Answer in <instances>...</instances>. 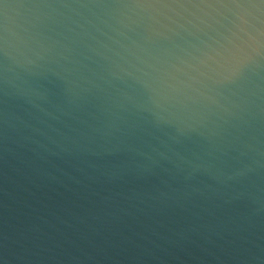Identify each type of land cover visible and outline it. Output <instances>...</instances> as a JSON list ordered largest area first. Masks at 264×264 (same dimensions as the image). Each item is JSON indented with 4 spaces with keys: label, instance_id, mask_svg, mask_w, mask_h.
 Returning <instances> with one entry per match:
<instances>
[{
    "label": "water",
    "instance_id": "1",
    "mask_svg": "<svg viewBox=\"0 0 264 264\" xmlns=\"http://www.w3.org/2000/svg\"><path fill=\"white\" fill-rule=\"evenodd\" d=\"M0 264H264V0H0Z\"/></svg>",
    "mask_w": 264,
    "mask_h": 264
}]
</instances>
